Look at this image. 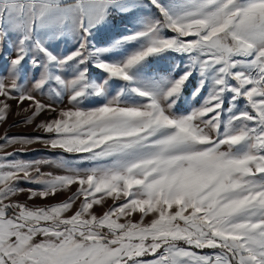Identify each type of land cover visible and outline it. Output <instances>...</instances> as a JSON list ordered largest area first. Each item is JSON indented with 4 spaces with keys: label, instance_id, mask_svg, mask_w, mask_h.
<instances>
[{
    "label": "snow or ice",
    "instance_id": "1",
    "mask_svg": "<svg viewBox=\"0 0 264 264\" xmlns=\"http://www.w3.org/2000/svg\"><path fill=\"white\" fill-rule=\"evenodd\" d=\"M11 101L0 264H264V0H0Z\"/></svg>",
    "mask_w": 264,
    "mask_h": 264
},
{
    "label": "rangeland",
    "instance_id": "2",
    "mask_svg": "<svg viewBox=\"0 0 264 264\" xmlns=\"http://www.w3.org/2000/svg\"><path fill=\"white\" fill-rule=\"evenodd\" d=\"M44 100L45 102H47L48 97L45 96ZM10 103H12L13 112L12 114L9 115L7 122L0 125V137H2L5 133H7L9 136L46 135L45 133L37 132L34 126L23 125L21 121L24 119V117L16 115V102L11 101ZM26 106H27V102H25V105H23L22 107H26ZM46 118H49L47 113L43 114L40 117V119H46ZM16 125H19V126H16ZM19 148H21L20 145H13V146L7 147L5 149V152H14ZM24 151H25V154L21 156L20 158H23V159H44V158L51 159L52 158V154L50 150L46 149L41 144H33V145L25 146ZM47 166H51V165H47ZM32 187L36 188L38 186L33 185ZM131 219L134 221H139L140 214L139 213L135 214L133 217H131ZM151 219H152V216L150 215L144 219V222L148 223ZM205 251H208V250L206 249Z\"/></svg>",
    "mask_w": 264,
    "mask_h": 264
},
{
    "label": "crops",
    "instance_id": "3",
    "mask_svg": "<svg viewBox=\"0 0 264 264\" xmlns=\"http://www.w3.org/2000/svg\"><path fill=\"white\" fill-rule=\"evenodd\" d=\"M41 167L43 171H53V172H57L58 174H61L58 169H54L52 166L42 165ZM32 186L33 185H27V184L22 185V187L24 188H28ZM75 187H76L75 185L72 187L73 191H75ZM68 195H70V193L64 192V193H58L55 197H49L47 200H42L40 198L28 200V193L25 191L24 193L18 195L15 199L19 200L20 202L27 201V203L30 206H44V205H52L55 203L62 202L67 199ZM112 203L113 201L109 198L105 201L103 206H96L94 208V211L97 214H102L108 207L112 205ZM77 204H79V201H77Z\"/></svg>",
    "mask_w": 264,
    "mask_h": 264
}]
</instances>
